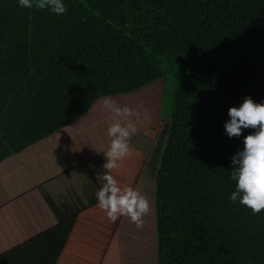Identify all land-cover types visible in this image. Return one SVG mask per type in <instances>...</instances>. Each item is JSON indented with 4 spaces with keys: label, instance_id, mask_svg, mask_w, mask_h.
Here are the masks:
<instances>
[{
    "label": "trees",
    "instance_id": "16d2710c",
    "mask_svg": "<svg viewBox=\"0 0 264 264\" xmlns=\"http://www.w3.org/2000/svg\"><path fill=\"white\" fill-rule=\"evenodd\" d=\"M64 3L57 16L0 0V163L101 98L176 75L159 156L139 175L151 211L141 228L124 216L116 227L121 263L264 264V210L230 200L232 157L256 129L225 130L230 107L264 102V0Z\"/></svg>",
    "mask_w": 264,
    "mask_h": 264
},
{
    "label": "crops",
    "instance_id": "0c3cea01",
    "mask_svg": "<svg viewBox=\"0 0 264 264\" xmlns=\"http://www.w3.org/2000/svg\"><path fill=\"white\" fill-rule=\"evenodd\" d=\"M68 129L65 127L0 163L7 170L0 174V264L108 263L112 241L118 239L117 225H111L98 203L63 221L59 217L96 198L101 187L97 173L104 171L103 152L109 143L88 152L81 150L82 155L76 159L73 146L83 144L84 139L75 138L90 130ZM75 131L77 134L71 135ZM44 141L50 142L46 143L50 151L40 144ZM37 144L40 148H33ZM22 153L28 154L22 157ZM13 156L20 159L15 161ZM92 162L98 163L91 166ZM122 168L125 167L121 165L112 174L122 187L135 189L141 168L135 165L126 173ZM118 249L120 253V246Z\"/></svg>",
    "mask_w": 264,
    "mask_h": 264
},
{
    "label": "clouds",
    "instance_id": "9594fccd",
    "mask_svg": "<svg viewBox=\"0 0 264 264\" xmlns=\"http://www.w3.org/2000/svg\"><path fill=\"white\" fill-rule=\"evenodd\" d=\"M18 5L30 10H48L57 16L68 11L64 0H18ZM101 108L112 114L113 121L107 129L111 139L103 152L104 171L97 173L101 183L95 194L98 206L111 222L124 216L141 228L143 218L151 211L148 197L131 186L122 187L112 174L121 167L119 161L130 155V142L138 131L136 119L140 112L126 104L121 106L110 96L103 99ZM228 115L230 120L225 123V130L229 138L240 137L244 129H256L244 137L243 150L232 157L231 178L236 181V189L230 194V200L259 214L264 210V102L258 103L248 96L239 107H230Z\"/></svg>",
    "mask_w": 264,
    "mask_h": 264
},
{
    "label": "rangeland",
    "instance_id": "374dc122",
    "mask_svg": "<svg viewBox=\"0 0 264 264\" xmlns=\"http://www.w3.org/2000/svg\"><path fill=\"white\" fill-rule=\"evenodd\" d=\"M177 83L178 77L176 75H170V77H168L167 79L156 81L155 83L139 91L112 97L121 106L126 104L140 112V117L136 119L138 131L132 136L130 142V155L119 161V163L125 167L122 168L123 172L125 171L126 173L127 170L134 169L135 165H137L139 169L143 168L146 159L148 158L149 153L152 149L154 150L153 159L159 156L161 147L160 140L162 139L163 133H158V131L160 127L170 119L173 113V96L177 87ZM104 98H101L92 107L90 112L87 113V116L83 117L79 122L66 127L70 128L68 129L70 131L75 130L74 128H86L90 130L89 132H85L84 135H80L75 138L76 140H81L82 138L84 139L83 144L75 143L73 146V152L76 151V153H73L76 159L80 155H82L81 150H85L86 152H88L93 148L99 149V147H104V145L107 143L110 144L111 138L107 135V129L113 121V116L111 113L102 110L101 104ZM77 132L82 133V131L79 130ZM73 134H77L76 131L71 135ZM52 139L55 140V137H52ZM47 142L50 143L49 141ZM47 142L44 141L40 144L45 146V151H50L51 148L46 145ZM40 144L33 146V148L39 149ZM27 154L28 153H22V157L26 156ZM63 157L64 156L62 155V158ZM14 159L15 161H18L20 158L14 157ZM61 163L64 164L63 162ZM97 163L98 162H92L91 166H96ZM152 167L153 162L151 161V168ZM1 168H3V171H0V174H4V172H7L6 165H0V169ZM47 168L50 169L49 166H47ZM135 182H137L136 179L134 180V183ZM140 185L141 184H139L138 181L135 189H138L140 191ZM119 219L120 218H118V220L115 222V225L118 224ZM111 225H114L113 222H111ZM103 233L106 234V231H103ZM113 236L111 237L110 241H112ZM118 239L117 242H115V240L112 241L113 247L109 250V261L107 264H122L120 263L121 256H119L120 253L118 249ZM117 256L119 258V262ZM101 261L99 264H106L105 260L104 262ZM111 261L113 263H111Z\"/></svg>",
    "mask_w": 264,
    "mask_h": 264
}]
</instances>
